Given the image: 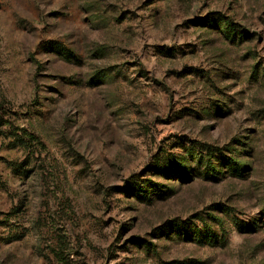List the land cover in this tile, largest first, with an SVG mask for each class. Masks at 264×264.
<instances>
[{"label": "rangeland", "instance_id": "1", "mask_svg": "<svg viewBox=\"0 0 264 264\" xmlns=\"http://www.w3.org/2000/svg\"><path fill=\"white\" fill-rule=\"evenodd\" d=\"M0 264H264V0H0Z\"/></svg>", "mask_w": 264, "mask_h": 264}]
</instances>
